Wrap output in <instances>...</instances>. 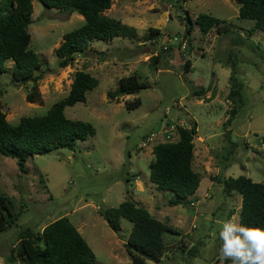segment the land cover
Masks as SVG:
<instances>
[{
    "label": "rangeland",
    "instance_id": "rangeland-1",
    "mask_svg": "<svg viewBox=\"0 0 264 264\" xmlns=\"http://www.w3.org/2000/svg\"><path fill=\"white\" fill-rule=\"evenodd\" d=\"M31 6L28 46L42 64L33 81L22 83L12 79V61L3 62L0 110L12 123L21 115L43 113L67 93L73 72L82 69L95 76L97 84L86 91L84 101L65 105L63 111L67 117L89 121L94 133L76 140L72 149L56 147L32 155L25 172L18 170L14 158L0 154V190L10 197L13 212L19 209L16 224L0 230V264L19 229L29 226L39 231L59 216L78 227L94 252L95 264H131L117 240L126 237L131 222L120 218L116 233L96 209L116 205L121 195L128 196L125 191L147 198L148 184L158 204L153 216L184 232L185 245L179 247L178 234L164 232L168 250L159 261L146 259V264H220L225 254L222 245L231 241L228 231L237 222L239 195L224 193L217 178L244 174L264 180V148H260L264 144V35L255 31L245 37L252 20L239 18L235 0H112L104 13L134 26L138 37L93 40L70 63L59 66L53 48L62 33L83 18L76 11L45 7L37 0H31ZM198 12L223 18L219 30L211 27L201 32L192 21ZM186 13L192 27L185 33ZM149 26L159 31L145 39ZM235 33L242 35V42H232ZM232 69L241 83V101L230 124L223 126L232 106L226 99ZM129 73L137 74L146 86L107 98L106 91L117 78ZM33 82L38 96L27 101L25 94ZM199 87L203 92L192 94ZM134 97L139 103L127 108L125 102ZM191 121L197 125L191 163L200 177L196 196L191 205L168 204L172 193L149 183L151 147L176 139V126L189 127ZM149 133L152 137L142 146ZM134 177L140 179L141 189ZM236 239L241 252L253 256L255 264H264V227ZM193 244L195 251L188 253Z\"/></svg>",
    "mask_w": 264,
    "mask_h": 264
},
{
    "label": "trees",
    "instance_id": "trees-1",
    "mask_svg": "<svg viewBox=\"0 0 264 264\" xmlns=\"http://www.w3.org/2000/svg\"><path fill=\"white\" fill-rule=\"evenodd\" d=\"M37 1L45 7L66 12L76 11L83 18L81 24L63 32L61 40L53 48L59 66L70 63L75 53L84 51L93 40L108 41L115 36L128 39L138 37L134 26L104 13L112 0ZM235 2L238 4L239 18L252 20L245 30V37L248 38L255 31H261L264 35V0ZM31 10V0H4L0 3V72L6 70L3 62L9 59L12 61L9 69L12 79L22 83L34 80V71L42 64L39 55L28 46ZM186 19L185 33L192 27V21L201 32L211 27L219 30V23L224 21L208 12H198L192 21L186 13ZM158 31L156 26H149L145 39ZM242 41L239 33L232 37L233 43ZM187 64L188 60H185L184 69L188 67ZM227 79L229 88L226 99L232 106L227 111L223 126L230 124L241 101V83L235 78L233 69L229 70ZM96 84L95 76L77 69L73 72L67 93L53 101L43 113L21 115L12 123L0 110V154L14 158L18 170L25 172L26 161L32 155L46 153L56 147L72 149L76 140L92 135L94 127L89 121L67 117L63 108L76 101H84L86 91ZM144 86L145 81L139 80L137 74L129 73L117 78L115 86L106 91V97L117 98ZM203 90L199 87L192 94L198 95ZM36 95L38 92L33 82L25 99L33 101ZM138 103L139 98L134 97L126 101L125 106L133 107ZM195 127L194 121L189 123V127L178 125L176 139L159 141L151 147L153 157L148 162V179L156 188L172 193L166 200L168 204L191 205L194 199L193 193L200 179L199 173L191 165ZM217 181L221 182L224 193L235 192L240 195L237 223L228 231L232 235L231 241L222 245L225 254L220 256V264H255L253 256L240 251V241L236 238L244 232L264 227V180L255 181L249 176L238 174L217 178ZM12 208L10 197L0 190V230L16 224L19 209L13 212ZM96 210L116 233L120 218L131 222L122 242L130 255L131 264H146V259L159 261L168 250L163 240L164 232L178 234L181 243L179 247L185 245L184 232L154 217L131 197H124L116 205L99 206ZM195 247V244L191 245L188 253L192 254ZM94 260L91 247L66 216L48 221L39 231H33L29 226L19 229L16 242L2 255L3 264H95Z\"/></svg>",
    "mask_w": 264,
    "mask_h": 264
},
{
    "label": "crops",
    "instance_id": "crops-1",
    "mask_svg": "<svg viewBox=\"0 0 264 264\" xmlns=\"http://www.w3.org/2000/svg\"><path fill=\"white\" fill-rule=\"evenodd\" d=\"M229 74V73H228ZM227 78H228V76H227ZM195 125H196V123H195ZM196 129H197V125H196V127H195ZM195 133H196V131H195ZM194 135V134H193ZM176 138H177V136H176ZM133 181H135V183H137V186H138V188L139 189H141V182H140V179H136L135 177H134V179H133ZM150 181V180H149ZM134 183V184H135ZM149 183H153V182H149ZM152 185V184H151ZM153 185H154V183H153ZM154 187L156 188V186L154 185ZM145 188H148L149 189V191H150V193H149V195L147 196V198H143L141 195H135V197H134V195H133V191H130V192H128V191H125L126 193H128V196H131V198L132 199H134V200H136V201H138L141 205H143L148 211H149V213L150 214H154V212L156 211V209L158 208V204H156V203H154L153 202V198L155 197V193L153 192V191H151V189H150V184H148L147 186H145ZM197 188V187H196ZM158 189V188H157ZM161 190V189H160ZM232 193H235V192H232ZM239 195V194H238ZM193 196L195 197L196 196V189H195V191H194V193H193ZM121 199L120 200H122L123 198H124V195L122 196L121 195V197H120ZM119 200V201H120ZM118 201V202H119ZM117 202V203H118ZM194 202L192 201L191 202V204H193ZM239 204H240V195H239ZM97 211V210H96ZM237 218H238V211H237ZM237 223V222H236ZM76 227V226H75ZM76 229L79 231V233L81 234V232H80V230L78 229V227H76ZM128 233V232H127ZM116 235V234H115ZM116 238V237H115ZM117 239V238H116ZM120 243H121V245H122V242H123V239H120V238H118L117 239Z\"/></svg>",
    "mask_w": 264,
    "mask_h": 264
},
{
    "label": "built area",
    "instance_id": "built-area-1",
    "mask_svg": "<svg viewBox=\"0 0 264 264\" xmlns=\"http://www.w3.org/2000/svg\"><path fill=\"white\" fill-rule=\"evenodd\" d=\"M152 135H153L152 133H149V134L145 135L143 140H141L140 144L142 146H145L146 145V141L149 140L152 137ZM260 148H262V149L264 148V144L263 143L260 144Z\"/></svg>",
    "mask_w": 264,
    "mask_h": 264
}]
</instances>
